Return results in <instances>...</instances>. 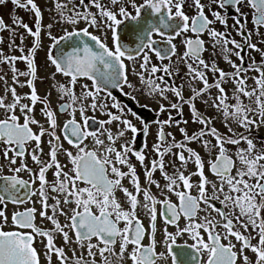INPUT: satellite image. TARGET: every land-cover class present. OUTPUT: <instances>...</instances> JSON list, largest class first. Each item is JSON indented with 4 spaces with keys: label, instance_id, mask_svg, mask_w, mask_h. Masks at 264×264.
<instances>
[{
    "label": "snow or ice",
    "instance_id": "obj_1",
    "mask_svg": "<svg viewBox=\"0 0 264 264\" xmlns=\"http://www.w3.org/2000/svg\"><path fill=\"white\" fill-rule=\"evenodd\" d=\"M6 2L7 0H0V4ZM186 2L187 0H142V3L137 4L135 0H130L135 11L133 14L123 5L122 0H109V3H104L103 0H87V3L79 0L78 5L74 0H56L58 22L67 27L59 37L52 36L49 31L48 35L53 41L51 48L55 49L66 41L69 42L70 50L66 51L61 47L58 55L50 51L48 59L56 70L53 76L59 73L69 78L67 84H58L56 90L61 101L60 113L69 115L61 133L64 140L75 149L73 153L63 148L61 136L57 134V112L52 109L47 97L41 98L37 94L34 84L37 78L35 54L40 47L42 28L41 10L34 0H12L17 7L34 11L36 30L33 31L22 19L14 20V24L23 27L34 37L33 46L28 55L20 57L0 53V63H7L11 67L13 82L19 83L20 76L28 77L26 84L31 89L24 96L18 95L15 87L7 89L12 94V100L8 103L5 102L6 95L0 96V109H3V116L0 117V145L3 147L0 148V153L3 160L7 161V165L0 164V264H41L40 253L34 247L37 237L46 239L44 257L48 264H52L53 255L57 257L59 264H126L127 261L131 264H168L169 258L171 264H264V150H257L253 140L243 134L222 135L212 126V118L202 115L196 107V101L210 88H215L218 94L209 106L221 112L226 122L230 119L247 130L256 123L255 117L258 116L260 123L264 124V63L252 61L245 66L242 55L245 45L255 51L260 49L251 42L252 33H245L239 16L233 27L242 36L243 43L229 39L226 32L212 27L219 22L227 28L228 18L221 11H212L213 19H209L202 0H192L196 14L189 16L184 11ZM211 3L216 4L219 9L234 7L241 15V7L246 3L253 10L257 33L260 27H264V0H211ZM117 5H120L118 9L115 7ZM93 8L96 9L95 12L92 11ZM144 10H148L147 15H142ZM126 22L134 25L129 28V32L136 36L134 48L123 42L121 30ZM81 23L84 27H78ZM7 27L0 18V30ZM47 27L51 29L52 24ZM90 29L110 31L112 46L109 47L106 38L94 34ZM188 32L194 33L195 37L182 41L185 51L178 61L186 63L190 79L201 81L203 87H193L192 94L185 99L183 85L170 84L165 77L179 75V69L174 68L172 62V57L177 52L173 40ZM204 33L213 41L214 48L221 45L222 52L225 53L224 59L232 65V72H225L214 61L210 64L203 59L202 54L206 48L201 36ZM154 36H159L161 40L154 39ZM163 41L167 42V47L156 46ZM229 44L236 50L233 54L241 61L240 64L231 61L227 55L232 51L227 47ZM151 54L161 63H153ZM17 60L25 61L28 70L17 69ZM164 60L169 63H162ZM206 70L218 74L211 84ZM130 71L139 79L148 95H158L167 100L166 93L171 92L176 97V102H170V108L178 110L182 115L183 104H188L193 122L204 125L191 136L182 128L184 139L177 142L171 133L164 131V126L173 123L172 117L157 121L159 130L157 141L153 145L157 158L151 161L150 167H145L146 184L143 187L136 166L130 162V154L141 165L144 164V152L135 150L134 144L141 130L148 132L149 124L142 121V129H138L128 116L131 115L136 120H140V116L131 108L126 109L109 90L119 88L123 91L124 86L134 89L128 78ZM249 71L258 73L251 77L254 81L251 88L247 83ZM157 73L162 75L157 76ZM82 78L92 84L91 87L81 84V91L77 94L76 85ZM226 79L235 83L231 96L233 103L229 102V95L223 86ZM124 94L131 96V93ZM245 98L249 103H245ZM24 99L30 100V103H22ZM109 99L111 104L107 103ZM37 102L43 104L41 113L48 122L47 128L35 118L34 108ZM201 102L209 103L208 100ZM89 110L93 113L100 111L107 119L97 121L94 115L87 114ZM166 110L165 105L161 104L160 111ZM77 112L80 113V120L76 118ZM94 123L95 128L92 127ZM113 124L116 125L115 131ZM33 125L39 129L38 132L34 131ZM229 131H232L231 128ZM128 132L132 133L131 140L125 139ZM45 135L49 137L48 161L40 159L43 152L40 147L41 138ZM205 136L214 138L216 144L212 145L210 140L203 139ZM89 138L93 142L91 147L85 143ZM192 141H200L209 150L217 149L215 159L209 161L208 165L216 177L215 181L205 174V162L200 153L187 146ZM241 141L247 147H237L236 152L230 154L226 145L239 146ZM32 142L36 146L29 151L28 145ZM173 149L179 151L173 152ZM60 151L64 152L72 165L68 170H65L67 166L61 165L57 158ZM169 155L180 161L179 167L172 164L171 174L166 171L165 164V157ZM26 156H30L39 165L38 171L34 172L28 166ZM189 161L196 165L197 170L185 175ZM5 166L10 174H3ZM52 168H55L54 180L50 182L47 173ZM157 170L165 181L163 185L153 179ZM22 172H28L30 179L25 180L20 175ZM193 176L200 177L196 184L192 182ZM126 178L133 190L124 185ZM37 182L38 187H35ZM153 184L162 194L175 195L176 201H172L169 195H164L163 199L158 198L150 189ZM194 187L197 195H192ZM25 189L22 197L21 191ZM50 192L55 193V197H51ZM118 192L123 193V201L118 198ZM33 196L40 198V217L50 221L53 227L45 229L37 226V209L30 207L14 212L11 224L15 227L5 230V225L9 223L5 214L7 203L32 202ZM50 199L54 200L51 204ZM61 203L64 208L60 207ZM157 205L160 206L159 214L165 225L176 228L175 232H170L165 227L163 239L159 242L156 239ZM138 208L149 217L148 229L137 215ZM48 209H51V214ZM201 212L204 213L203 216L200 215ZM213 212L215 216L212 215ZM61 215L66 218L64 224L58 219ZM182 218L183 227L180 226ZM57 234L63 236L65 244L74 243L77 246L71 249V257L64 247L56 246ZM185 236L191 243L188 240L182 244L177 243L178 238ZM146 237L147 243L144 242ZM254 240L256 243H253ZM158 243L164 246V251H157ZM237 244L240 245L239 248ZM245 250L255 254L254 262L245 254Z\"/></svg>",
    "mask_w": 264,
    "mask_h": 264
},
{
    "label": "flooded vegetation",
    "instance_id": "obj_2",
    "mask_svg": "<svg viewBox=\"0 0 264 264\" xmlns=\"http://www.w3.org/2000/svg\"><path fill=\"white\" fill-rule=\"evenodd\" d=\"M49 1H51V0H49ZM52 1L54 3V8H55L53 15L45 16L46 11L44 12V11H42V9H40L41 13H42V20H41L42 28H41V37H40V47L37 49L36 54H35V64H36V68H37L36 77L37 78L35 79L34 84H35L37 94L41 98L47 97V99L49 100V102L51 104L52 109L57 112V122L59 125V127L57 128V134L61 136V142L63 143V148L71 150V151H73V153H75V149L72 148V146L69 145L66 140H64V136L61 133V129L63 127V124L69 118V115L67 113H60L59 104L61 103V101L58 97L57 90H56V86L58 84H61V83L67 84L69 78L65 77L59 73H56L55 76H53V73H55L56 70H55V67L51 64L50 60L48 59L50 51L53 54L58 55L59 49L61 47L65 48L66 51L70 50V48L68 47L69 42H66V41L62 42L61 45H59L55 49L51 48L53 41H52L51 37L48 35L49 31L51 32L52 36L59 37L60 35H63L64 28L67 27V25H63V24L58 22L59 21V15H58V12H57L56 7H55L56 0H52ZM61 2H67V0H61ZM74 2L77 5L79 4V0H74ZM85 2L87 3V0H85ZM103 2L109 3V0H103ZM122 2H123L124 6L128 7V10L130 12L135 14L134 9L131 7L130 0H122ZM135 2L137 4H140V3H142V0H135ZM202 3H204L206 5L205 13L209 16V19H213V16L211 15L212 11H217V10L221 11V14L227 16V18H228L227 28L219 22H216L214 25H212V27L216 28L218 31L226 32L228 34L229 39H235L236 41L243 43L242 36L239 35L236 28L233 27V25L235 24L236 18L239 16L241 19V22L244 24L245 33H247V32L252 33L251 42L255 43L257 45V47L260 49V51H255V50L248 48L245 45L244 50L242 52V55L244 56L245 66H247L252 61H255L257 64L264 63V27H260L259 32L257 33L256 26L253 22V10L246 3L241 7V13L243 15H241L240 13H237L235 11L234 7H226L224 9H219L216 4L211 3V0H202ZM119 6L120 5H117L115 7L118 9ZM92 11L95 12L96 9L93 8ZM147 11L148 10H144L142 15H147ZM184 11L189 16H193L196 14V9L194 7H192V0H187V2L184 5ZM28 13H30L31 15L27 14L25 16L26 18H25L24 23H27L29 25V27H31L33 29V31H35L36 30L35 13H34V11L28 12ZM51 22H53L54 24L52 25V28L49 29L47 27V25H49ZM133 26L134 25L131 22H126V24L124 26H122L121 35L123 38V42L129 44L130 47L134 48L135 45L133 42L136 40V36L134 33L129 32V28L133 27ZM78 27H84V24L81 23L80 25H78ZM90 31H93L94 34H96V35H100L102 38H106V42L108 43L109 47L112 46V34L110 31H108L107 29H103L102 31H97L96 29H90ZM25 34L28 37H30L31 42L29 43V46L23 50L22 53H23V55H28L29 50L33 46L34 37L31 36L26 30H25ZM194 37H195L194 33L188 32L186 34H182L179 37H176L173 40V43L177 47V52H176V55L172 57V62H173L174 68L179 69V75H174L173 77H167V76L165 77V79L170 84H174L175 86L183 85V94H184L185 99H187L192 94L191 89L193 87H195L197 89L203 87V84L201 81H199V80L192 81L190 79V77L188 75V69H187L186 63L183 60L178 61V58L180 56H182L184 51H185V47H184V44L182 43V41L185 38H194ZM201 38L205 41V48H206V50L202 54L203 59L210 64L214 61L216 63V65L219 68L223 69L225 72H232L233 71L232 65L229 64L228 61L224 59L225 53L222 52L221 45H217L214 48L212 46L213 41L209 38L207 33H204L201 36ZM154 39H156L158 41L161 40V38L159 36H154ZM156 46L157 47H167L168 45H167L166 41H163V42L157 44ZM227 47L232 50L231 52L227 53V55L229 56L231 61H233L236 64H240L241 61L237 58L236 55L233 54L236 51L233 48V46L231 44H229ZM44 49H45V54H44V56H42L41 52ZM151 58H152L153 63H156V64L161 63L154 54H151ZM188 62L191 63L192 61H188ZM16 63H17V64H15L16 68H20L23 71L28 70V67H27V64L25 61L17 60ZM126 63L131 64V62H127V61H126ZM162 63L168 64L169 61L164 60ZM193 66L196 67L195 64H193ZM137 67H138V65H137ZM206 72H207V77H208L209 81H214L216 75H218V74L212 73L211 71L206 70ZM156 75L159 76V75H162V73H157ZM247 75L249 77L248 82L253 83L254 81L251 79V77L257 76L258 73H256L255 71H249L247 73ZM20 78H23V80H24L23 84L15 87V88H16L18 95L24 96L26 94H29L31 89L26 84V80L28 79V77L20 76ZM128 78H129V81L134 85V89H139L140 91H136L133 88H128L127 86H124L123 91H121L119 88H110L109 90L112 92V95L115 96L116 99L118 101H120L123 106H125L126 109L131 108L133 111H135L137 113L138 116H140V118H141L140 120L134 119L133 117H131V115L128 116L129 119H133V123L136 124L138 129H142V121H146L149 124L148 132L144 133L141 130L139 132V134L136 136L135 144H134L135 150H142L144 152V155L146 157L144 164L141 165L140 162L135 158V156H132L130 154V162L136 166L137 175L140 177V183H141V186L143 187L146 184L145 167L146 166L150 167L151 161L153 159L157 158L156 153L153 151V145L157 141V132L159 130L157 121L167 120V119H169V116L172 117L173 123L170 125L164 126V131H165V133H171L172 137H174L177 142L182 141L184 139V135L181 132L182 128L186 130V132L189 136H191L193 133L199 132L200 130L197 129V124H195L196 122H193L194 118L192 116V113L190 111V107L188 104H183V106H182L183 111H182V115H181L178 110L170 108V102H173V101H171L169 98H172V99L175 98L176 99V97L171 92L166 93V95L168 96L167 100L162 99L158 95L150 96L147 94L146 91L143 90L144 86H141L142 84L140 83L139 79L134 74H132L131 71L129 72ZM225 82L230 83V82H234V81L231 79H226ZM81 84H88L89 87H91L92 82L87 80V79H83V78L81 80H79L77 85H76V89H75L77 94H79V92L81 91V88H80ZM0 85H1V79H0ZM214 90H215V88H210L205 95H209V92H213ZM124 93H131V96L125 95ZM101 95L103 96L104 94L101 93ZM145 95H147L145 97V98H147L146 100L140 98L141 96H145ZM133 96L135 97V99H132ZM156 97H159L161 99L160 103H158ZM11 100H12V94L10 97V102H11ZM200 100H201V97L196 101V107H197L199 112L203 109V107H200L197 105V103H200ZM22 103H30V100L24 99V100H22ZM107 103L111 104L112 103L111 99H109L107 101ZM168 103H169V105H166ZM161 104L165 105V107L167 109L166 111H164V112L160 111V105ZM42 108H43V104L40 102H37L35 105V108H34V115H35V118L37 120H39L40 123L45 128H47L48 122H47L46 118L41 113ZM17 114H19V112H17ZM87 114L89 116L94 115L96 117L97 121L107 119V117L105 115H103L100 111L93 113L91 110H89V112ZM2 116H3V109H0V117H2ZM190 117H192V119H190ZM76 118H77V120L81 119L79 112L76 113ZM190 120L192 121L191 124H190ZM185 121H187V123H185ZM92 127L95 128L96 124L94 123L92 125ZM33 128H34V131H37V132L39 131V129L35 125H33ZM112 128H113V131H115L116 125L113 124ZM48 139H49V137L47 135H45L44 137L41 138L40 147L43 149V152L40 154V159L42 161H48L49 160L50 146L48 144ZM125 139L131 140L132 139V133L128 132L126 134ZM122 142L123 141H120V143H122ZM169 142H171V137L169 138ZM85 143L89 144V146L91 147L93 142H92L91 138H89V140L85 141ZM145 144L147 145V147H144ZM35 146H36L35 142H32L30 145H28L29 151H31L32 148H35ZM187 146L195 149L197 152L200 153L201 157L203 158V160L205 162V168H204L205 174L208 176V178L210 180L215 181L216 177L211 173L208 165H209V161L215 159L217 152L214 151V149L209 150V149L204 148L200 141L189 142V143H187ZM2 147H3V145H0V148H2ZM177 151H179V149H173V152H177ZM9 155L11 156L12 154L9 153ZM185 155L186 156L188 155L186 151H185ZM57 158H58L59 162L61 163V165L67 166L65 168V170H68L72 167L68 157L64 154L63 151L58 152ZM25 162L28 164V166L34 172L38 171L39 165H36L31 160L30 156L25 157ZM0 164L7 165V161L3 160V158H2V153H0ZM165 164H166V171H168L171 174L173 171L172 164H175L176 167H179L180 161L177 160L175 156L169 155V156L165 157ZM17 165H19V160L17 162ZM123 170L127 171V168H124ZM196 170H197L196 165L192 161H189V163L186 166L185 175H188L189 173L195 172ZM54 172H55V168H52V169H49V171L47 173V178L50 182L54 180V176H53ZM3 174H10L7 166L4 167ZM20 175L25 180L30 179V175L28 172H22ZM153 179L158 181L161 185H163L165 183V181H164L159 170H157L153 174ZM199 179H200L199 176H193L192 177L193 184H196L199 181ZM123 183L126 187H129L130 190H133L132 186L129 183V180L127 178L123 181ZM35 187H38V182H37V185ZM150 189L160 199H163L164 195H169L170 198L172 199V201H174V202L177 199L175 197V195H172L169 193H163L162 194L161 190L158 189L154 184L150 185ZM24 191H26V189L21 191L22 197H23ZM197 194H198L197 190L194 187L192 189V195H197ZM55 195H56L55 193L50 192L51 197H55ZM209 195H211V189H209ZM117 196L121 201L124 200L123 193L118 192ZM140 199L143 202V195L142 194H141ZM39 200H40L39 196H33L32 202H28V203H24V204H12L11 202H8L6 209H5V214L9 218V223L7 225H5V230H11L12 228L15 227L14 225L11 224V216L14 212L24 211L25 209L30 208V207H35L37 209V213H36V217H35V223L37 224V226L45 228V229H51L53 227L51 222L48 221L47 219H42L40 217L39 213L41 211V204H40ZM53 202H54V200H51V199L49 200L50 204ZM216 204H217V206H220L218 202H216ZM60 207L64 208L65 206L63 205V203H61ZM202 207H203V205H202ZM48 212H49V214H51V209H48ZM159 213H160V206L157 205L156 239L158 242L162 241V239H163V231H164L165 227H167L168 231H170V232L176 231L175 226H171V225L166 226L165 225V223H164V221L161 218ZM137 215H138L139 219L143 222L144 227L146 229H148L150 226L148 215H146V213L140 208H138V210H137ZM200 215L203 216L204 213L201 212ZM212 215L215 216L216 214L213 212ZM58 219H59L61 224L66 223L65 216L61 215L58 217ZM217 219H219V217H217ZM183 225H184V220L182 218L180 220V226L183 227ZM121 226H123V225H121ZM71 235L72 234L70 233V236ZM73 239H74V237H73ZM185 240H188V242L191 243V241L188 239L187 236L182 237V238H178L177 243L182 244ZM144 242L145 243L148 242L147 237L145 238ZM45 243H46V239L41 238V237H37V239L34 243V247H36L38 253H40L41 264H48L46 258L44 257V251H45L44 245H45ZM253 243H256V241L254 240ZM55 244L58 247H64L67 255L70 257L72 256L71 249L77 247L74 243L65 244L64 240H63V236L60 234H57L55 236ZM118 248H119V245H117V251H118ZM164 250H165L164 246L162 244L158 243L157 251L159 252V251H164ZM246 251H249V250H246ZM249 252H251V251H249ZM248 256H249L251 261H253V262L255 261V254L254 253H250ZM52 264H59V261L57 260V257L55 255L52 256ZM126 264H131V262L127 261ZM168 264H171L170 258H169Z\"/></svg>",
    "mask_w": 264,
    "mask_h": 264
},
{
    "label": "rangeland",
    "instance_id": "obj_3",
    "mask_svg": "<svg viewBox=\"0 0 264 264\" xmlns=\"http://www.w3.org/2000/svg\"><path fill=\"white\" fill-rule=\"evenodd\" d=\"M34 2L37 4V6L42 9V11H46L45 12V16H50L54 14V3L53 1H49V0H34ZM28 12H32V10H30V8L26 9V8H20L17 7L15 4L12 3V0H7L6 3L4 4H0V18H2L5 22V24L8 26L7 28H5L4 30H0V53H3L4 56H16V57H20L21 55H23L21 49H25L29 46V43L31 42L30 37H28L25 34V30L23 27L18 26L16 24L13 23L14 20L17 19H22L23 22L25 21V16L31 15ZM50 24H54L53 22H51ZM57 25V24H56ZM56 28V27H55ZM42 56H44L45 54V49L41 52ZM18 63V62H17ZM15 62V64H17ZM20 71V68H17ZM0 77H3V79H1V85H0V95L4 96L6 95V100L5 102L8 103L10 102V97H11V92L7 91V89H10L12 87H17L20 86L21 84H23V78H18L19 79V83H14L13 82V72L11 70V67L9 64L7 63H0ZM213 81H209V83L211 84ZM249 87L251 88L252 86H254V82L253 83H249L247 81ZM143 86V85H141ZM225 87L226 92L229 95V102L233 103L234 101L231 100V96L232 93L235 90V83L234 82H230V83H224L223 85ZM217 89H215L213 92H209V95H205L203 97H201L200 103H197L198 106L203 107V109L200 111V113L206 117H215L217 118L218 115L217 113V109L210 107L209 105L212 103V99H214L217 95ZM147 95L145 96H141L140 98L142 99H147L145 98ZM158 103H160L161 99L159 97H156ZM171 101L175 102L176 99L175 98H169ZM254 99V98H253ZM202 100H208L209 103L208 104H204L201 101ZM246 100V99H245ZM245 103H249L248 100L245 101ZM166 105H169L166 104ZM222 114V113H221ZM190 119H192V117H190ZM256 119V123L249 126V130H251V132H254L253 136L250 137L249 139H252L253 142L256 144L257 150H264V124L262 128H257V126H260V118L257 116L255 117ZM192 123V121L190 120V124ZM195 124H197V129L201 130L204 125H201L200 123L196 122ZM213 127L217 128L218 131L222 134V135H227V136H233L234 134H236L237 136L240 135L242 133V130H244L243 127L239 126L237 123L232 122V125L230 127L225 126L222 122L221 124L219 123H214V125H212ZM231 128L232 131H229V129ZM203 139L206 140H210L212 145L216 144V141L214 138H212L211 136H205L203 137ZM226 147L229 150L230 154H233L236 152L237 147H247L246 143L244 141H241V144L239 146L236 145H226ZM214 151L217 152V149H214ZM237 247L239 248L240 245L238 244ZM252 252L246 251L245 250V254L249 255ZM254 257V256H253Z\"/></svg>",
    "mask_w": 264,
    "mask_h": 264
},
{
    "label": "bare ground",
    "instance_id": "obj_4",
    "mask_svg": "<svg viewBox=\"0 0 264 264\" xmlns=\"http://www.w3.org/2000/svg\"><path fill=\"white\" fill-rule=\"evenodd\" d=\"M246 99V98H245ZM247 100V99H246ZM245 100V101H246ZM217 115H218V117L217 118H215V117H211L212 118V125H214V123H219V124H221V122L224 124V125H226V123H227V127H230L231 125H232V120H228L227 122L224 120V117H223V114H221V112H219V111H217V113H216ZM262 128L263 127V125L262 124H260V126L258 125L257 126V128ZM241 134H243V135H245V136H247L248 138H250V137H252L253 136V134H254V132H251V130H249V129H244V130H242V133Z\"/></svg>",
    "mask_w": 264,
    "mask_h": 264
}]
</instances>
